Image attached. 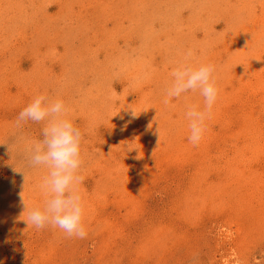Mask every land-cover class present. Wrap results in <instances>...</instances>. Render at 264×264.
Instances as JSON below:
<instances>
[{"label":"rangeland","instance_id":"1","mask_svg":"<svg viewBox=\"0 0 264 264\" xmlns=\"http://www.w3.org/2000/svg\"><path fill=\"white\" fill-rule=\"evenodd\" d=\"M189 50L218 89L196 146L203 98L164 95ZM38 94L83 133L84 239L25 220ZM0 264H264V0H0Z\"/></svg>","mask_w":264,"mask_h":264},{"label":"clouds","instance_id":"2","mask_svg":"<svg viewBox=\"0 0 264 264\" xmlns=\"http://www.w3.org/2000/svg\"><path fill=\"white\" fill-rule=\"evenodd\" d=\"M191 50L184 54L170 71L164 89L165 103L196 92L203 98V106L188 105V141L196 146L201 141L206 120L216 102L218 89L215 84V66L192 61ZM146 110V109H145ZM69 109L61 98L45 94L34 96L18 113L16 126L31 122L41 125L39 138L26 142L25 157L32 168H42L44 175L37 188L44 197L42 207H31L26 222L36 229L52 226L69 238L84 239L88 232L84 222L85 208L79 185L83 177V133L67 115ZM137 113L133 109V116ZM159 141V140H158ZM133 149V148H131ZM25 208L28 207L23 199Z\"/></svg>","mask_w":264,"mask_h":264},{"label":"bare ground","instance_id":"3","mask_svg":"<svg viewBox=\"0 0 264 264\" xmlns=\"http://www.w3.org/2000/svg\"><path fill=\"white\" fill-rule=\"evenodd\" d=\"M149 1V0H148ZM237 19V18H236ZM107 33V32H106Z\"/></svg>","mask_w":264,"mask_h":264}]
</instances>
